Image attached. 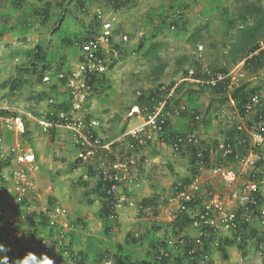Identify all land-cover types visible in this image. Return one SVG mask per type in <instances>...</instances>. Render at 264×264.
Wrapping results in <instances>:
<instances>
[{"label": "rangeland", "instance_id": "obj_1", "mask_svg": "<svg viewBox=\"0 0 264 264\" xmlns=\"http://www.w3.org/2000/svg\"><path fill=\"white\" fill-rule=\"evenodd\" d=\"M23 1L22 9L18 7L15 10L13 5L10 4L7 6V10L5 9L0 13V106H11L19 109L21 113H28L34 117H36V113H40L42 109L46 108L47 98L42 101H38L36 98L38 94L50 91V85L44 84L38 79L39 65L37 62H33L34 57L32 56L36 46L40 45L44 50H47L46 52L50 56V63H52L54 69L61 64L64 67L67 66L68 69L70 65H74L77 62L80 46H68V44H63L60 40L65 39L66 36H72L74 33H80V35L82 34L83 37H86L88 31H93V27L89 26L92 24L95 9H98L97 7L99 6H102L101 9L107 6L106 10L104 9L105 14L114 18L113 25L117 26H114L116 37L120 38L122 35H127L128 37V41L123 45L128 52L122 58L123 60L107 73V83L102 91L99 92V96L95 92L86 106L89 108L91 118L95 119L96 122L99 120L100 127L97 130L99 138H106L111 135L112 138L121 136L126 129L139 124L140 118L128 117L130 108L136 103L135 99L138 96V92L155 87L158 83L166 85L174 83L181 78L183 70H194L195 64H198L199 70L203 72L217 68H224L226 73L233 71V74H237L234 86L245 84L247 89L260 90L264 101V64L258 68L252 66L247 68L243 66V61L239 63L231 61L229 48L236 41L238 30L237 28H229L227 24L229 20L235 19L238 15V7L235 0H137L133 4L121 6L118 12L106 0H92V3L88 5L86 3L85 11L77 5L76 0H64V8L69 11L64 18L62 26L57 30H54V22L58 14L63 11L62 7L54 5L50 21L41 24V20L34 14V10L43 6L46 0ZM51 1L55 2V0ZM260 2L264 7V0H260ZM9 3L11 2L9 1ZM179 5L187 6L182 12L184 16L182 21L186 26L183 27L180 25L181 23H178L180 28L177 26L172 27L171 24L175 19L173 14L178 12ZM15 11L16 14H19L17 16L19 17L18 25L12 23L16 15L14 14ZM107 17L105 16L104 19ZM111 17H108V19H111ZM164 17L165 20L163 19ZM3 18L4 22H2ZM198 32L203 38L198 45L192 44L189 38L192 34ZM141 37H143L147 47V49L143 50L144 52L150 46H159V60L148 59L144 57L143 52L138 53L137 45ZM30 57L31 60L29 59ZM159 61L166 63L167 67L163 75L157 80L152 75V72ZM68 63L69 65H67ZM32 64H37V68L34 69ZM13 78H20L22 81L26 79V83L22 84L16 93L11 91L10 83H8ZM5 83H8L7 87H2ZM51 83L54 84V82ZM178 87L175 101L178 102V105L186 106L189 112L194 111L197 117L191 120L190 117L181 118L177 113H172L170 116L172 128L175 131L183 132L188 129L194 130V133L199 136V140H203V144L206 145H211L213 141L224 137L227 128L230 126L228 113L231 110V103L224 100L221 95L212 93L207 86H199L195 82L187 81L183 85L179 84ZM52 94L58 100L67 99L66 94L56 93V91H52ZM217 114H219V118H216ZM25 117L29 125V133L24 136L20 131H13L15 133L8 137L7 145L18 141L20 144L22 143L25 151L30 149L34 153L40 154V163L42 160L43 163L44 159L49 161L48 167L45 164L43 165L46 167L47 173H55V176L60 173L64 177V182H68L70 186H73L69 195L67 194L64 201H61V205L67 209L64 219L69 221L68 225L70 227L71 219L69 220L68 212L70 209L68 205L73 206L74 203L70 205L65 202L67 198L70 199L72 197L73 200L75 199L77 208L81 213L84 211L83 209L89 207L92 214L91 217H98L95 210L101 209L100 200L91 197L90 199L93 198L96 201H94V204H89L88 201L90 199L88 197L82 198L81 192L83 189L76 185L78 179L84 178L86 175L83 174L82 166L78 168L79 174H76L77 176H73L74 178L70 176L75 171H69V168H71L79 152V148L75 147L73 137L71 138V131L57 127L55 136L52 137L50 133L35 124L36 118ZM219 119H222L220 123L217 121ZM141 154L144 159L139 166L140 171L134 173L139 179L140 186L135 188L136 190H131L129 196L138 202L148 198L147 196L151 194L150 197L154 196V204L158 213L154 216L151 211L141 213L135 207L121 208L118 211L120 218L118 221L120 222L112 225L109 230L110 234L107 235L102 229L97 232L99 227H96V224L93 225V234L99 238L90 240L92 250H89L87 257L91 264L94 254L98 251L100 253L96 255L97 259L103 252H108L107 255L113 257L118 253L117 245L123 246L121 251L125 255H129L130 264H147L148 260L152 259V256L147 254V251L151 250L149 249V243L151 244L152 241L157 242V240L163 242L164 239H172L173 243L170 246L167 245V249L175 259L177 256H182L183 247L180 244L177 247V238L174 233L178 232L177 236L179 237L183 236L184 232L189 233L191 236L195 235V228H192L191 224L186 227L184 232L180 231L178 226H173V229L167 227L168 224L173 222V218L169 214L171 209L167 201L171 196L174 184L190 175L191 157L189 153L187 151L176 153L167 144L162 146L159 141L154 140L150 146H145ZM96 159L100 162L94 164L96 166L106 162V159H102L100 156H96ZM15 162L10 163L12 174L7 172L4 174L9 179H11L14 171L17 170L16 168L19 167ZM41 164L38 165L36 160L38 169L28 165L31 168L33 180L34 182L36 181L35 186L39 185L40 194L36 198L33 196L34 194L28 197L31 202L34 201L31 204L33 209L30 207L28 209L29 212L35 210V207H47L48 196L52 197V193H49L48 185H44L46 183L44 180L48 179L47 173L45 172L46 178L44 176L42 178L39 175V167L43 169ZM39 176L41 177L40 179ZM91 180H88V188L95 183ZM220 181V179L210 176L209 173L203 174L201 179L198 180L201 187L204 185L205 189L213 186L222 190L223 186ZM80 183L77 182V184ZM8 187L9 185L1 179L0 200H3V202L7 201V203L16 196L15 194L14 198H11L14 193L11 191L9 194ZM68 190L69 188L65 186L64 191L67 192ZM139 192H141L140 195ZM7 194H9V197L6 196ZM14 204V207L21 208V203L16 201V198L14 199ZM55 204L59 206L58 203ZM193 211V209H189L188 212L193 215ZM99 212L100 210H98ZM71 213L74 214L72 210ZM30 214L26 215L25 211V223L29 222L28 217ZM7 218L11 221L8 224L4 215L0 220V229H4V224L7 228L6 244L8 245L6 246L11 245L13 252L21 249L26 250L29 248V244L25 240L23 245L21 240L26 237L23 233L29 224L17 225L16 220L12 219L13 217L7 216ZM33 224L36 225V222L34 221ZM34 227L32 225L31 228L33 229ZM172 230H175L174 233ZM17 233L21 234L18 236ZM61 233L63 236L59 238L55 236L54 240H60L65 243L66 231L62 230ZM219 233L223 238L224 236H229L228 234ZM133 234L138 238L136 244L129 243V236ZM9 237L13 238V240H9ZM257 238L255 236L252 240L249 239L244 249H240L237 245L227 246L225 254L219 250L218 245L216 247L215 245L211 246L210 255H205L203 263L196 262V264H264V239H262L261 249L258 250L256 249ZM45 239L47 245L50 246V256L52 257L53 242L49 238ZM34 244L35 242H32V245ZM38 248L36 247L37 253H39V250L37 251ZM67 254L65 253V257ZM66 258L69 264H75V261L69 259V257ZM53 259L54 264L57 263L55 256ZM129 262L126 264H129ZM85 264L90 263L86 262ZM182 264L192 263L188 260H183Z\"/></svg>", "mask_w": 264, "mask_h": 264}, {"label": "built area", "instance_id": "obj_2", "mask_svg": "<svg viewBox=\"0 0 264 264\" xmlns=\"http://www.w3.org/2000/svg\"><path fill=\"white\" fill-rule=\"evenodd\" d=\"M111 21L112 19H105L97 36L80 46L79 57L74 65H70L63 71L52 69L43 74L44 83L54 82L64 88L67 94L66 100L70 103L68 110L58 109L54 105L60 104L61 101L55 102L53 99H47L46 108L42 109L39 115L36 114V117L28 113H21L19 109L11 106H0V160H8V165L0 168V176L9 185L8 191L16 194V201L21 203L26 215L31 213V216L36 211L43 212L48 219L49 226L57 230L56 238L63 236L62 230H68V222L64 219L67 214L66 208L54 205L52 208L48 206L35 207L36 211L32 212L28 210L30 207L33 209L31 204L34 202L28 200V197L34 194L33 196L36 198L39 195V185L35 186L36 181L34 182L29 167L38 169L35 153L30 149L25 151L22 143L20 144L18 141L7 145L8 137L15 133L13 131L24 133L25 116H27L36 118L35 124L44 131L54 127H62L71 131L75 147L79 148L75 159L78 161L79 167L82 166L83 174H86L79 180L88 182L89 179H92L91 181L96 182L101 179L107 185L106 193L109 195L107 208L110 212L111 225L116 224L119 220L118 211L121 208L135 207L141 213L152 212V207L134 201V198L129 196V192L140 186V182L134 174L140 171V151L149 142L157 140L158 134L163 131L162 125L165 122V117L172 114L163 112L166 101L174 96L176 88L183 81L215 85L217 82L230 78L227 95L232 109L228 113V121L236 135L232 140L221 137L208 145V148L206 147L209 149L210 166H207L208 163L202 159L203 153H198V174L189 184L178 183V186L173 189V193L167 201L171 209L169 214L174 220L178 213L186 210V203H194L191 226L195 228L193 241L199 248L203 245L202 239L209 234L220 235L218 232L224 235L229 234L238 228L243 220L247 223L248 229H255L262 235L264 233V121L255 122L251 118L256 114V104L260 100V95H255L251 100L252 103L244 106L246 114L242 115L230 96V91L237 79V74H233V71L227 74H217L205 82L202 79H194L192 77L194 71L189 70V76L178 80L174 85L159 86L158 90L163 100L154 104L152 108L145 107L143 110L138 106L131 108L128 117L140 118L139 124L126 129L121 136L106 144H102L99 138L93 136L91 129L98 127L99 121L86 118L90 114L89 108L86 106L91 96L94 95L89 81L91 79L87 80V77L88 75L98 74L99 76V74L108 73L110 67L114 68L123 57V47L118 49L114 45ZM122 39L127 41L128 37L123 36ZM259 47V50L254 54L260 50L264 51V41H260ZM174 113L178 115L177 110H174ZM47 114L52 116L51 120L46 118ZM56 115H58V119L53 120L52 118ZM216 118H219V115ZM217 121L220 123L222 119ZM126 137L131 139L129 144L131 154L126 151L122 152L120 146V142ZM160 144L164 146L165 143L161 140ZM194 144L200 145L196 133L189 135L186 139L176 138L171 148L176 153H180L182 147ZM103 153L107 157L106 162L102 165H94L100 163L96 156H101ZM110 155L113 159H108ZM14 161L19 167L9 179L4 174L6 172L12 174L10 163ZM88 165L94 168L95 176L86 171ZM206 173L220 179L223 189H216L213 186L205 189L204 185L201 187L198 180ZM125 190L129 191L125 192ZM9 240H13V238L9 237ZM56 241V245L62 244L60 240ZM183 241L180 240L179 243L182 245ZM165 242L169 246L173 243L172 239H165ZM9 247L11 248V245ZM261 247L262 244L259 245V249ZM159 251L160 256L168 255V251L164 248ZM41 252L50 255V246H45ZM194 254V249L188 251L190 257L193 258ZM204 257L201 256L198 263H203ZM103 261L104 264H111L110 259Z\"/></svg>", "mask_w": 264, "mask_h": 264}, {"label": "trees", "instance_id": "obj_3", "mask_svg": "<svg viewBox=\"0 0 264 264\" xmlns=\"http://www.w3.org/2000/svg\"><path fill=\"white\" fill-rule=\"evenodd\" d=\"M64 0H55V2L53 3L51 0L49 1H45L43 6H40L39 8H37L36 10H34V14L38 16V18H40L41 20V24H45L47 23V21H50V19L52 18V11H53V6L57 5L58 7H62L63 11L61 12V14H58L57 18L55 19V28L59 29L62 26V23L64 21L65 16L67 15V12L69 11L67 8H64ZM108 3H110L115 9L116 12H118V9H121V6H125V5H129V4H133L134 2H136L137 0H106ZM23 0H15L13 2V5H15L16 7H22L23 5ZM237 7H238V15L235 19H231L229 20L227 26L231 29H235L237 28L238 30V36L236 38V41H234L230 48H229V53L231 55V61L232 62H244L245 67H249L252 66L254 68H258L263 66L264 64V51H258L257 54H254L255 52H257V50H259V46H260V41H264V7L261 4L260 0H255V1H251V0H235ZM77 5L80 8H83L85 11V4H91L92 0H76ZM102 6L97 7L98 9H95V13H94V17H93V21L92 24L89 27H93V31H88V34L86 37H83L82 34L80 35V33H74V35L72 34V36H66L65 39H61L60 41H62L63 44H68V46H75V47H79L81 46L84 42H87L89 39H93L95 36H97V34L100 32V28L102 27V22L104 21V17L107 16L105 14V11H103V9H101ZM186 5H179V9L178 12H174V20L172 22V27L177 26L180 28V26L178 25V23L180 25H182L183 27H185L186 25L183 23L182 18L183 16V10L186 8ZM176 13V14H175ZM165 20V17L163 18ZM165 23V21H164ZM115 26V25H114ZM112 28V33L114 31H116L115 26ZM97 29V30H96ZM99 29V31H98ZM96 30V31H95ZM79 32V31H78ZM202 35L198 32L196 34H192L191 37L189 38V41L192 44L198 45L199 42L202 39ZM144 39L143 37H141L140 42L137 45V51L138 53L143 52L144 57L148 58V59H153V60H159L158 58V52H159V46H150L148 47L147 51H143L144 49H147L145 43H144ZM116 48L121 49V47H123L121 44L119 43H115L114 44ZM47 50H44L42 46H36L35 48V52L32 54V56L34 57V61L33 62H37L39 65V75H38V79L39 81L43 82V74L46 71L52 70L54 69L52 67V63H50L49 60V55L46 52ZM126 52H128L125 47H123V56H125ZM135 53V52H134ZM31 60V57L29 58ZM64 59V58H63ZM36 60V61H35ZM69 64V63H68ZM67 64V65H68ZM37 65V64H36ZM35 64H32V67L37 68ZM167 64L164 62L159 61V63L154 67L152 75L155 77V79H159L164 71L166 70ZM67 69V66L64 67L62 64L56 68V70L59 71H63ZM113 69V67H110V71ZM193 70V69H190ZM194 73H193V78L194 79H202L205 80V82L207 80H209L210 78H212V76H216L217 74H227L226 70H224V68H217V69H213L212 71L207 70L205 72L200 71L198 68V64H195V68H194ZM36 72V71H34ZM181 78H187L189 76V70H183L182 74H181ZM90 76V77H89ZM180 78V79H181ZM91 79V80H89ZM107 73L106 74H94V75H88L87 80L90 81V84L92 85L94 94L95 92H97L96 94H100L99 92L102 91V89L104 88V86L107 83ZM10 82V89L11 91H13V93H16V91L20 88V86L22 84L26 83V79L24 81L20 80V78H13L11 80H9ZM230 78H226L223 81L217 82L215 85L212 84H198L199 86H207L210 91L214 94H219L221 95L224 100L228 101V92H227V86L229 84ZM8 83H5L2 85V87H7ZM44 83V82H43ZM187 83V81H183L180 83V85H183ZM47 84V83H44ZM173 84H175V82L169 84V86H172ZM48 85H50V91L48 92H42L40 94H38V96L36 97L38 101H42L44 98L47 99H53L56 101H58V99L56 98L55 95L52 94V91H56V93H62V94H66V91L64 90L63 87L57 85L56 83L52 84V83H48ZM163 85V83H158L155 87L146 89V90H142L141 92H138V96L135 99L136 103L133 106H138L140 107L141 110H143V108H152V106L154 104H157L158 102L163 100V97L161 96L158 88L159 86ZM179 88V87H178ZM178 88H176L175 94L176 92H178ZM255 95H260V100L258 101V103L256 104V114L252 115L251 118L255 121V122H259L261 120L264 121V101L263 98L260 94V90H256L254 88L252 89H247V85L245 84H240L237 86H233L231 91H230V96L233 99L236 108L240 111V113L242 115H245V109L244 106H246V104L248 103H252V98ZM99 96V95H98ZM175 97L176 95H174L170 100L166 101L165 107L163 109V112H170L174 114V110L178 111V116L181 118H186V117H190L191 120L195 117H197L196 113L193 112H189L186 108V106H184L182 108V106L179 104L178 102L175 101ZM60 104H55L54 106H57L58 109H62V110H68L70 108V103H68V100L63 99L60 100ZM183 105V104H182ZM132 106V107H133ZM131 109V108H130ZM230 109H232L230 107ZM5 112V111H3ZM37 115H39V113H36ZM219 115V114H217ZM216 115V116H217ZM58 115L54 116V118H52L53 120H57ZM51 117L49 114H47V119L51 120ZM87 119H90L91 116L90 114H88L86 116ZM92 119V118H91ZM163 126V131L161 133L158 134L157 137V141H161L163 140L165 144H167L168 146H171L174 142V140H176V138H187L189 135L194 133V130H186L185 132L183 131H175L170 123V115L165 117V122L162 125ZM40 127V126H38ZM56 128H50L48 130H46L47 133H50V135L52 137L55 136L56 133ZM93 136L96 138L98 137V132L97 130L91 129ZM29 133V125L27 120H25V130L23 135H27ZM197 135V134H196ZM235 132L234 129L232 128V126L230 125L227 128V131L224 135L223 138H226V140H228L229 138L232 140L233 137L235 136ZM197 137L199 138V136L197 135ZM200 139V138H199ZM109 139L104 138L101 140L102 143H106ZM131 139L129 138H125L120 142V146L122 149V152L126 151L128 154H131L132 151L129 150V144ZM218 140V139H217ZM217 140L213 141L216 142ZM200 141V145H190V146H186V147H182V149L180 150V153L182 152H188L190 157H191V165H190V175L186 178H184L182 181L177 182L174 184V186L172 187V190L175 189L176 186H178V183L185 185V184H189L198 174V153L202 152V159L204 161H206L207 166H210L209 162V149L208 145L203 144V140H199ZM152 143V142H151ZM205 143V142H204ZM148 145L150 146V142L148 143ZM147 145V146H148ZM146 146V147H147ZM207 147V148H206ZM145 149V147L143 148ZM185 150V151H184ZM142 152V151H140ZM36 155V154H35ZM141 162H143V155L141 154ZM108 159H113L112 156L110 155ZM8 165V160H0V168L7 166ZM74 165H76L77 167H79V163L78 161L75 159L74 160ZM94 168L91 165H88L86 168V171L88 173H91L92 175L95 176V172L93 170ZM1 179V176H0ZM136 179L139 180L136 176ZM4 182V181H3ZM83 185H85L86 188H88V183L83 181L81 182ZM89 191H85V195H89L92 194L94 196H96L100 202H101V209H100V216L104 219L105 222L109 223V216H110V212L107 208V200L109 195L106 193V189H107V185L105 183H103V181L101 179H98L94 185H92V187L88 188ZM129 190H125V192H127ZM173 193V191L171 192V194ZM155 199L154 196L152 197H148V198H144L142 200L139 201V203L143 204L144 206L147 207H154L155 212L154 214L157 215L158 211L156 210L155 207ZM89 203H93V201L90 199ZM55 204L54 203H49L48 207L52 208ZM193 208L194 210V203L190 202V203H186V210H183L181 213H178L176 218L173 220L172 223L168 224L167 227H170V229H173L175 226H178V229L182 232H184L186 230V227L191 224L193 222V219L191 218V214L188 212V209ZM39 214H42L39 216ZM1 217V214H0ZM29 218V222L30 223H34V221L37 223L36 225L34 224V229L33 230V234H31V237L34 238L35 235H37L38 230L39 229V225L41 226H49L48 224V219L47 217L44 215L43 212L39 211V212H33L31 216L28 217ZM35 218V220H34ZM174 226V227H173ZM173 227V228H172ZM51 228V226H50ZM111 228V224L109 223V227L106 226L105 227V233L110 234L109 230ZM158 228V227H157ZM55 229V228H54ZM51 228L52 230V234L53 232L56 233V229L54 230ZM156 229V228H155ZM175 230H172V232L174 233ZM51 234V235H52ZM175 237L177 238V247L179 246V242L180 240H184L181 247H183V253L182 256H177L175 259L172 256V254H170L168 252L167 256L161 255L160 256V251L159 249L164 248L167 249L166 243L162 242V241H152L151 244L149 245L151 250H149V252L147 251V254H150L152 256L151 260H148L147 264H182L183 260H188L190 261L192 264H196V262H198L199 258L202 256L204 257L205 255H210V249L211 246L215 247L217 246L219 248V250H221V252H223L225 254V248L227 246H232V245H237L240 249H244L245 245L247 244V242L249 241V239L252 240V238H254L255 236L258 237L256 239V249H259V245L262 244V239H264V233L261 235L260 233H257V230L255 229H248L247 227V223H245V221L243 220L241 222V225H238V228L232 230V232H230L228 235L229 236H224V238L220 235H213V234H209L206 238L202 239L203 241V245L201 248L195 246V242L194 237L195 236H191L189 235V233H183V236H177L178 232L174 233ZM129 243H137L138 238L135 237V235L133 234L132 236H129ZM45 239H38L36 241V246L39 247L37 249V251L39 250L40 252L44 249L45 246H48L47 243L45 244ZM53 244L55 246H57L60 250V252H63V254L68 253L67 257H71V259H74L75 264H83L86 260V258L84 259V256H82V253H77L76 255H74L72 253V251H70L68 249V246L63 245L62 244H57L56 245V240H52ZM215 243V244H213ZM52 244V245H53ZM53 245V246H54ZM11 249V248H10ZM117 249H118V253L115 254L113 257L107 255V253L103 252L101 253V256L98 257V259L96 260L97 263L99 264H104L105 259H110L111 260V264H126L127 262H129V255H125L124 253H122L121 250H123V246L121 245H117ZM190 249H194L195 250V254L194 257H190L188 255V251ZM28 250H16L13 252V250L11 249V251L8 253L9 257L14 256V257H19L25 254V252H27ZM36 251V250H35ZM130 264V262H129Z\"/></svg>", "mask_w": 264, "mask_h": 264}, {"label": "crops", "instance_id": "obj_4", "mask_svg": "<svg viewBox=\"0 0 264 264\" xmlns=\"http://www.w3.org/2000/svg\"><path fill=\"white\" fill-rule=\"evenodd\" d=\"M9 1L11 3H9ZM14 1L15 0H0V4H1L0 5L1 6L0 13L3 12L5 9L7 10L8 9L7 8L8 5H10V4L13 5V2ZM2 4H3V7H2ZM5 4H6V6H4ZM13 7H14L15 10H16V8H18L15 5H13ZM106 7L105 8L103 7V8L106 10ZM19 8L22 9L21 6ZM104 9H103V11H104ZM14 14H16V11H15ZM17 16H19V14H16L15 17L13 18V20H12L13 21L12 23L14 25H18L19 24V17H17ZM2 22H4V18L2 19ZM78 31L80 32V30H78ZM12 34H13V32H12ZM106 138L107 139H111L112 138V135L111 136H107ZM157 152H158V149H157ZM35 154H36L35 156H36L37 163L39 165V164L42 163L43 160L40 163V159H39L40 154H37V153H35ZM44 164L48 167L49 161L47 159H44V162L41 164L42 167H43V169L41 167H39V175L42 178H43V176L46 178L45 172L47 173L46 167L43 166ZM78 168L79 167H77L76 165H74V161H73V164H72L71 168H69V171H75V173H73V174L71 173V175H70L71 177L75 176L76 174H79V169ZM40 176H39V179L41 178ZM47 176H48V179L44 180L46 182V183H44V185H48L49 193L50 192L52 193V197H49L48 196L47 205H49V203L52 202L54 204L55 203H58L59 206H62L61 205V201H64V198H66L65 196L67 194L69 195V193L73 189V186H70V184L68 182L65 183L64 182V177L61 176L60 173L59 174L57 173L56 176H55V173L54 174L53 173L52 174L51 173L50 174L47 173ZM1 179H0V181H1ZM77 182H82V180H79L78 179ZM77 182H76V185L80 186L83 189L82 192H81V195H82L81 197L82 198L83 197H88V199H90L91 197H94L95 199H97V197L94 196V195H92V194L85 195V191L88 192L89 189L86 188L85 185H83L82 183L77 184ZM44 185H41V186H44ZM65 186H67V188H69V190L67 192L64 191L65 190ZM88 187H89V185H88ZM132 190H136V189L133 188ZM8 193L10 194L9 191H8ZM9 194H7L6 196L9 197L8 196ZM140 194H141V192H139V195ZM150 196H151V194H149L147 197H150ZM11 198H14V194L11 196ZM14 199H10V201H8V203H7V201L3 202V200H0V202H1V205H0V214H1V217H0V220L2 219V216L4 215L6 217L7 224L11 222L7 218V216H10L11 218L13 217L12 219H15L16 220L17 225L18 224H20V225L21 224H23V225L24 224H29L27 226V228L24 230V233H23L26 237H24V240H21V244H23V245H24V241L25 240H26V242H28V244H29L28 247L29 248H27L26 250H28V251L29 250L35 251L36 250V247H37L36 246V241L38 239H40V238L41 239L42 238L43 239L49 238L50 240H53L55 238V236H56V233L53 232V234H52V230H51L52 227L50 228V226H41V225H39V229H37L38 230L37 235H35L34 238L31 237V234H33V230L36 229V228H33V229L31 228L32 225H34L33 223H30V222L25 223V219H24L25 211H24V209H23L22 206H20L21 208L14 207L15 206ZM91 200L93 201L92 204H94V201H96L93 198ZM65 202H67L70 205H71V203H74V205L73 206L71 205L72 207L68 205V208L70 209L68 213H69V220L71 219L70 220L71 227L69 226L68 230L66 231V235H65L66 242L63 243V244L66 245V246H68V249L70 251H72V253L74 255H76L77 253H82L83 254L82 256H84V259L86 258V260H85V262L83 264H85L86 262L91 264V262H89L90 260H88V257H87V255L89 254V250L90 251L92 250V244H90L91 243L90 240L91 239H98L99 238V237H97V236H95L93 234L94 231H93L92 226L96 224V227H99V229L97 230V232H99V230L102 229L104 231V233H105V227L106 226L109 227V223L110 222L109 223L105 222L104 219L100 216V212L98 213V210H100V208H98V209L95 210V211H97L96 213H97V216L98 217L93 218V217H91L92 214L90 213L89 207L87 209L86 208L83 209L84 211L81 213L80 210L77 208V202L75 201V199L73 200L72 197L70 199L67 198ZM88 203H89V201H88ZM89 204H91V203H89ZM12 207H14V209H12ZM71 210L73 211L74 214L71 213ZM40 215H42V214H39V216ZM26 219H28V218H26ZM66 221L69 222L67 219H66ZM119 222L120 221H118L117 223H119ZM3 224H4V222H3ZM52 229H54V228H52ZM149 229H150V226H149ZM6 231H7V228H6L5 224H4V229H0V242L5 243V245H8V244H6ZM105 234L107 235V233H105ZM149 238H151V237L149 236ZM154 238H155V235H154ZM45 241H46V239H45ZM32 242H35V244L32 245ZM149 245H150V243H149ZM52 249H53L52 250V253H51L52 258L55 256L56 262H57L55 264H69V262H68V260L66 258L67 256L65 257V254H63V252H60V250H59L58 247H55V245H54V248H52ZM22 250L25 251V249H22ZM98 253H100V252L98 251V252H96L94 254L92 264H98L96 262V260H97V256L96 255ZM10 258H14V256H11ZM69 259H71V257H69ZM71 260L74 261V259H71Z\"/></svg>", "mask_w": 264, "mask_h": 264}, {"label": "clouds", "instance_id": "obj_5", "mask_svg": "<svg viewBox=\"0 0 264 264\" xmlns=\"http://www.w3.org/2000/svg\"><path fill=\"white\" fill-rule=\"evenodd\" d=\"M108 17H111L110 15H107ZM108 17L107 18H105V19H108ZM104 19V20H105ZM111 19H112V21H111V26H112V28H113V21H114V18L113 17H111ZM111 19H109V20H111ZM123 36H127V35H122L120 38L119 37H116V35L114 34V32H113V39H114V42L115 43H119V44H121L122 46L124 45V43H126L127 41H123V39H122V37ZM116 37V38H115ZM124 47V46H123ZM78 57H79V53H78ZM124 57V56H123ZM122 57V58H123ZM120 59L119 60V62L117 63V65L123 60V59ZM78 60V59H77ZM244 63V62H243ZM116 65V66H117ZM115 66V67H116ZM114 67V68H115ZM182 79V78H181ZM180 80V79H179ZM177 82V81H176ZM175 82V83H176ZM174 85V84H173ZM60 86V85H59ZM179 86V85H178ZM67 95V94H66ZM175 95V94H174ZM63 100V99H62ZM93 119V118H92ZM99 121V120H98ZM100 126H98V127H96L95 129L96 130H98V128H99ZM99 137V136H98ZM115 138H118V136L117 137H115ZM115 138H111V139H109L107 142H110L111 140H113V139H115ZM100 139V141L102 140V139H104V138H99ZM12 142V141H11ZM10 142V143H11ZM106 142V143H107ZM102 143V142H101ZM106 143H102V144H106ZM150 144H152V143H150ZM163 146V145H162ZM171 147V146H170ZM36 157V156H35ZM100 158H102V159H107V157L106 156H104V153L100 156ZM140 201V200H139ZM138 201V202H139ZM152 209H153V211H152V214L154 215V216H156L155 214H154V212H155V208L154 207H152ZM118 222V221H117ZM117 222H116V224H117ZM110 224H111V222H110ZM112 226V225H111ZM195 232V231H194ZM21 233H17V235L19 236ZM195 236V235H194ZM157 241H159V240H157ZM163 242L164 243H166L165 242V239L163 240ZM166 246H167V244H166ZM11 251V249H10V247L9 246H6L4 243H2V242H0V264H54V259L50 256V255H48L47 253H45V252H39V253H37L36 251H33V250H29V251H27L24 255H22V256H19V257H14V258H11L10 259V257H9V255H8V253ZM168 251V250H167Z\"/></svg>", "mask_w": 264, "mask_h": 264}]
</instances>
